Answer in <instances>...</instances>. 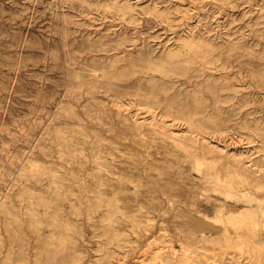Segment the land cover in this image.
Returning a JSON list of instances; mask_svg holds the SVG:
<instances>
[{"label": "rangeland", "instance_id": "rangeland-1", "mask_svg": "<svg viewBox=\"0 0 264 264\" xmlns=\"http://www.w3.org/2000/svg\"><path fill=\"white\" fill-rule=\"evenodd\" d=\"M186 261L264 264V0H0V264Z\"/></svg>", "mask_w": 264, "mask_h": 264}, {"label": "bare ground", "instance_id": "bare-ground-1", "mask_svg": "<svg viewBox=\"0 0 264 264\" xmlns=\"http://www.w3.org/2000/svg\"><path fill=\"white\" fill-rule=\"evenodd\" d=\"M130 8H131L130 6H124L122 8V10L125 11V12H130L131 11ZM184 45L185 46H189L191 48L190 51H191V53H193L195 58L198 57L201 53H205L206 54V53L209 52V49H203L202 51H199V49H201L202 46L199 45V44H195V42H193V40L186 42ZM200 105H201L200 103H198V105L196 103V105L193 108H190V109L189 108L187 109L185 107L184 108H179V109L176 110V113H177L178 117L180 116V117H183V118H187V120L190 121V117L192 115L200 114L199 113ZM169 110L174 111L172 105H168V111ZM215 110L218 111L216 108H215ZM215 122H217V121H215ZM215 122H209V121H204V120L200 121V120L193 119L190 122V129L193 130V131L194 130H207V125H209L210 123H215ZM221 125L222 124H218V122H217V126L218 127H221ZM64 141H65L66 145L69 144L68 139H64ZM236 160L239 162V164H238L239 167H240V172L239 173H241L242 175H246V177H252V175L254 174V171H253L254 169L253 168L255 166V164L252 163V160H247V159H245V157L236 158ZM226 175L227 176H231V179L227 183V187H223L224 190L222 189V192L226 193V191L228 190L227 192L230 193L231 189L235 188L234 179H235L236 175L232 174L231 172H229V174H226ZM225 182H227V181H225ZM247 202H248V206H247V208L244 211H239V212H237L235 214L231 213L228 216V219H229V222H235L236 221L237 224L239 225V228H241L244 231H246L247 238H250L246 228L243 225L255 227L256 225L253 224L251 222V220L254 218V215L256 216V213H257L256 211H262L263 209L261 210V208H259V209H255L254 210L252 201H247ZM225 206H226V204H225ZM223 210H224V205H223ZM223 220L224 219L222 218V216L218 215V216H216L215 222L223 223ZM245 222H249V223H245ZM212 223L214 224V222H212ZM214 226H216V225L214 224ZM214 231H218V229H214ZM254 231H256V229H254ZM108 232L110 233V229H108ZM225 239L227 241L231 240V237L226 232H225ZM241 243H243V242H241ZM185 264H191V263H190V261L189 262L186 261Z\"/></svg>", "mask_w": 264, "mask_h": 264}]
</instances>
